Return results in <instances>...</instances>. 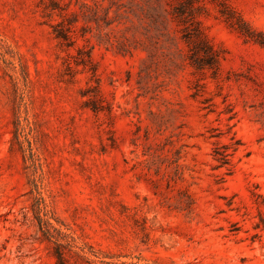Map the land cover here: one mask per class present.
<instances>
[{
  "label": "rangeland",
  "instance_id": "1",
  "mask_svg": "<svg viewBox=\"0 0 264 264\" xmlns=\"http://www.w3.org/2000/svg\"><path fill=\"white\" fill-rule=\"evenodd\" d=\"M264 264V0H0V264Z\"/></svg>",
  "mask_w": 264,
  "mask_h": 264
},
{
  "label": "trees",
  "instance_id": "2",
  "mask_svg": "<svg viewBox=\"0 0 264 264\" xmlns=\"http://www.w3.org/2000/svg\"><path fill=\"white\" fill-rule=\"evenodd\" d=\"M57 262L58 264H65L63 257L60 252H57Z\"/></svg>",
  "mask_w": 264,
  "mask_h": 264
}]
</instances>
